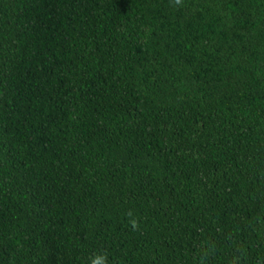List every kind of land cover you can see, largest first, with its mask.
I'll return each instance as SVG.
<instances>
[{
    "label": "trees",
    "instance_id": "1",
    "mask_svg": "<svg viewBox=\"0 0 264 264\" xmlns=\"http://www.w3.org/2000/svg\"><path fill=\"white\" fill-rule=\"evenodd\" d=\"M97 255L264 264V0H0V264Z\"/></svg>",
    "mask_w": 264,
    "mask_h": 264
},
{
    "label": "clouds",
    "instance_id": "2",
    "mask_svg": "<svg viewBox=\"0 0 264 264\" xmlns=\"http://www.w3.org/2000/svg\"><path fill=\"white\" fill-rule=\"evenodd\" d=\"M131 223H132V226L135 228L136 227L135 220H132ZM91 264H107L106 257L102 255H97L91 258Z\"/></svg>",
    "mask_w": 264,
    "mask_h": 264
}]
</instances>
